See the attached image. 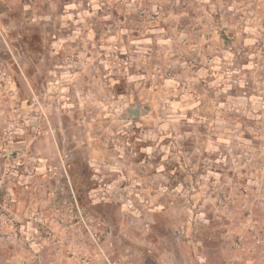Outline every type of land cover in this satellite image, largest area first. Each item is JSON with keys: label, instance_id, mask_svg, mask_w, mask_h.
<instances>
[{"label": "rangeland", "instance_id": "obj_1", "mask_svg": "<svg viewBox=\"0 0 264 264\" xmlns=\"http://www.w3.org/2000/svg\"><path fill=\"white\" fill-rule=\"evenodd\" d=\"M0 264H264V0H0Z\"/></svg>", "mask_w": 264, "mask_h": 264}, {"label": "crops", "instance_id": "obj_2", "mask_svg": "<svg viewBox=\"0 0 264 264\" xmlns=\"http://www.w3.org/2000/svg\"><path fill=\"white\" fill-rule=\"evenodd\" d=\"M227 53H229V52H227L225 50H216L215 49V51L211 54V56L209 58V61H208L209 66L207 68H204L206 71V78L205 79L201 78L202 76H198L195 68L190 70V67L188 66L186 69H187V71H191V72L189 74H186L185 78H183V80H182L183 82L181 81V83H179V84H211L209 82L215 81L214 79H216V78H219V81H220L219 84H239V81H237L238 77L234 78L235 75L231 72V70L227 69L226 66L224 67V65H221V63H220V62H223L224 60H226V57H227L226 54ZM221 57H222V59H221ZM85 65H86V62L84 61L80 68H85L86 67ZM201 69H203V67H201ZM220 72H221V74H219ZM180 75L181 74L177 73L175 76L181 77ZM218 75H219V77H218ZM176 80L177 79H175L174 77H171V78L167 79L164 84H175V83L178 84ZM191 100L196 101V98L191 97ZM148 117H151V116H149V115L146 117L142 116L143 119H147ZM158 122H154V120H153L152 122H148V123L144 122L145 123L144 125L149 127L150 131H154L159 126ZM156 123H158V125ZM93 151H94V153L96 152L95 150H93Z\"/></svg>", "mask_w": 264, "mask_h": 264}]
</instances>
